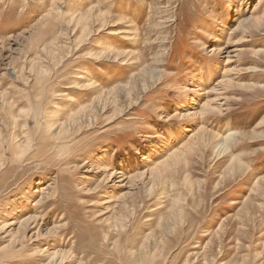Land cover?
Listing matches in <instances>:
<instances>
[{
  "label": "rangeland",
  "instance_id": "1",
  "mask_svg": "<svg viewBox=\"0 0 264 264\" xmlns=\"http://www.w3.org/2000/svg\"><path fill=\"white\" fill-rule=\"evenodd\" d=\"M0 264H264V0H0Z\"/></svg>",
  "mask_w": 264,
  "mask_h": 264
},
{
  "label": "bare ground",
  "instance_id": "2",
  "mask_svg": "<svg viewBox=\"0 0 264 264\" xmlns=\"http://www.w3.org/2000/svg\"><path fill=\"white\" fill-rule=\"evenodd\" d=\"M214 51H215V50H214ZM211 52H212V51H211ZM200 86H201V85H200ZM200 86H199V90H201V91H200L199 93L197 92L198 95H200V94H201V95H202V94H205V93H206V91H204L205 89H202ZM191 90H192V89H191ZM202 91H203V92H202ZM210 104H211V103H210ZM210 104H209V105H210ZM211 106H212V104H211ZM202 107H203V106H202ZM208 109H209V108H208ZM190 114H191V113H190ZM192 114H193V112H192ZM196 114H197V113H196ZM192 117H193V115H192ZM199 117H200V116H199ZM203 131H204V130H203ZM203 131H201V132H203ZM201 132H200V133H201ZM196 133H197V132H196ZM204 134H205V133H204ZM210 134L213 135V138H214V137L216 138V134H215V133H212V132H211ZM210 134H208L207 138H208L209 136H210V138L212 137ZM202 135H203V134H202ZM205 136H206V135H205ZM197 137H198V136H197ZM199 137H201V136H199ZM198 139H199V138H198ZM220 139H222V138H219V140H220ZM200 140H203V139H200ZM230 140H231V139H230ZM189 141H190V140H189ZM206 141H207V140H206ZM214 141H215V140H214ZM217 141H218V140H217ZM228 143H229V142H228ZM186 144H187V143H186ZM222 144H223V142H222ZM222 144H221V145H222ZM224 145H226V144H224ZM223 147H224V146H223ZM227 147H228V146H227ZM222 150H223V149H222Z\"/></svg>",
  "mask_w": 264,
  "mask_h": 264
}]
</instances>
